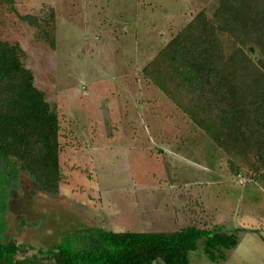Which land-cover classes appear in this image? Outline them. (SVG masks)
I'll list each match as a JSON object with an SVG mask.
<instances>
[{
    "label": "rangeland",
    "instance_id": "1",
    "mask_svg": "<svg viewBox=\"0 0 264 264\" xmlns=\"http://www.w3.org/2000/svg\"><path fill=\"white\" fill-rule=\"evenodd\" d=\"M14 2L17 12L0 2V39L21 44L36 85L60 116L67 180L48 193L21 170L7 189L3 240L47 248L93 226L220 224L248 229L237 233L226 260L212 261L200 243L190 264H264V178L234 174L223 151L141 75L198 11L211 15L217 0ZM51 8L55 48L19 17H43ZM76 238L73 249L83 246Z\"/></svg>",
    "mask_w": 264,
    "mask_h": 264
},
{
    "label": "trees",
    "instance_id": "2",
    "mask_svg": "<svg viewBox=\"0 0 264 264\" xmlns=\"http://www.w3.org/2000/svg\"><path fill=\"white\" fill-rule=\"evenodd\" d=\"M14 1L0 0L17 12ZM19 17L56 47L54 8L43 17ZM25 58L19 42L0 39V264H190L200 243L212 261L226 260L238 244L237 233L248 228L228 231L220 224L192 223L169 231H115L93 226L47 248L3 240L7 189L21 170L48 193H57L67 180L60 116ZM141 75L223 151L234 174L264 178V0H217L211 15L201 9ZM75 237L81 248L71 247ZM30 250L35 251L27 254Z\"/></svg>",
    "mask_w": 264,
    "mask_h": 264
}]
</instances>
